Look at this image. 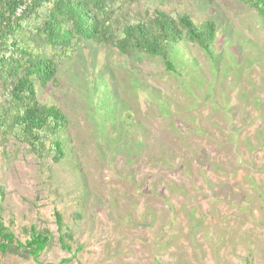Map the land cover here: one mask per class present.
<instances>
[{"label": "rangeland", "instance_id": "374dc122", "mask_svg": "<svg viewBox=\"0 0 264 264\" xmlns=\"http://www.w3.org/2000/svg\"><path fill=\"white\" fill-rule=\"evenodd\" d=\"M154 10L212 22L210 55L180 42L169 71L86 43L36 85L68 117L66 155L0 139L1 211L21 243L31 228L52 242L0 264H264V18L239 0H139L128 14Z\"/></svg>", "mask_w": 264, "mask_h": 264}, {"label": "trees", "instance_id": "16d2710c", "mask_svg": "<svg viewBox=\"0 0 264 264\" xmlns=\"http://www.w3.org/2000/svg\"><path fill=\"white\" fill-rule=\"evenodd\" d=\"M137 1L0 0V139L23 143L40 159L47 154L57 162L65 158L68 117L56 104L39 101L36 85L53 82L60 64L86 43L105 44L137 61L159 59L169 71L170 52L180 42L210 55L216 39L212 22L197 27L186 14L160 10L130 16ZM239 1L264 18V0ZM2 192L0 187V253L36 260L52 236L31 228L25 243L17 240L4 225ZM54 216L59 244L70 250L72 234L61 216Z\"/></svg>", "mask_w": 264, "mask_h": 264}]
</instances>
